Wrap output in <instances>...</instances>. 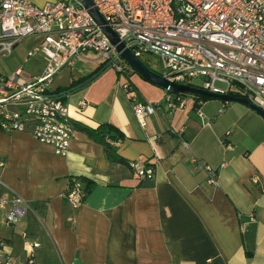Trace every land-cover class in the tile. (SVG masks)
I'll return each instance as SVG.
<instances>
[{"label": "crops", "instance_id": "1", "mask_svg": "<svg viewBox=\"0 0 264 264\" xmlns=\"http://www.w3.org/2000/svg\"><path fill=\"white\" fill-rule=\"evenodd\" d=\"M41 39L19 42H25L23 60L10 73L26 67L29 78L43 73L47 58L40 52L27 56ZM84 54L59 80L52 76L50 90L72 89L62 99L71 122L117 128L123 134L114 143L118 155L149 163L153 177L110 163L104 147L84 130L74 128L65 155L29 131L0 130L1 180L33 208L13 226L0 220L8 251L23 260L25 232L40 243L34 264H264V117L243 103L188 93L184 107L172 112L161 102L142 128L131 95L160 101L165 90L126 64L123 72L108 66L80 85L103 63L93 51ZM77 59L87 64L76 66ZM126 82L130 90L122 87ZM200 163L216 171L217 185ZM74 176L94 183L77 210L63 197Z\"/></svg>", "mask_w": 264, "mask_h": 264}, {"label": "built area", "instance_id": "2", "mask_svg": "<svg viewBox=\"0 0 264 264\" xmlns=\"http://www.w3.org/2000/svg\"><path fill=\"white\" fill-rule=\"evenodd\" d=\"M90 1L135 56L140 58L147 51L157 53L150 48L162 52L159 74L169 81L244 98L264 111V0ZM0 31V59L11 56L14 47L28 36L42 39L27 56L40 52L47 58L43 73L33 78L20 68L10 74L0 73V130L29 131L35 140L65 155L74 127L67 105L51 94L52 76L87 51L95 52L103 63L110 62L117 72H123L129 64L119 57L115 46L78 0L46 1L42 5L32 0H0ZM197 77L201 78L199 86L192 83ZM122 87L131 89L128 82ZM187 94L165 90L160 101H139L131 95V107L145 128L146 116L156 112L161 102L172 112L184 107ZM85 104L82 101L79 105ZM182 145L187 147L188 143L182 141ZM190 161L198 163L193 157ZM200 166L208 181L217 185L216 171L203 163ZM128 167L141 178L153 177L154 168L147 162L131 160ZM3 168L1 160L0 220L9 227L33 208L6 188L1 180ZM63 197L72 210L80 208L85 197L80 180L70 177ZM249 219L253 220V214ZM22 239L26 251L23 260H18L0 237V264H34L40 243L25 232Z\"/></svg>", "mask_w": 264, "mask_h": 264}, {"label": "water", "instance_id": "3", "mask_svg": "<svg viewBox=\"0 0 264 264\" xmlns=\"http://www.w3.org/2000/svg\"><path fill=\"white\" fill-rule=\"evenodd\" d=\"M81 5H83L85 8L88 9L89 14L92 16L93 20L97 25H99L101 31L104 33V35L109 39L112 45L115 46L116 52L119 54V57L124 60L127 64H129L137 73H139L143 78H145L148 82L157 85L164 90L170 91V92H180V93H191L195 95H203L210 98H219L225 101H232V102H239L246 104L253 110H255L258 114H260L262 117H264V111H262L257 106H254L250 104L246 99L235 97L232 95H219L214 93H209L207 91H204L202 89H199L197 87L189 86V85H181L174 82L169 81L166 77L162 76L161 74L157 73L156 71L152 70L148 67L139 57L135 56L133 52L129 48H125L124 44L119 41L116 34L110 29L109 26H107L100 16V14L97 12V10L92 6V3L90 0H78ZM150 50L156 51L158 54H162V52L158 50H154L153 48H150ZM164 54V53H163ZM166 56H169L167 54H164ZM110 62L105 63L100 69H98L94 74H92L88 79H86L83 83L80 85H83L92 79H94L96 76H98L102 71H104L106 68H108ZM72 89L67 90L65 93L70 92ZM59 95H56L58 97Z\"/></svg>", "mask_w": 264, "mask_h": 264}, {"label": "trees", "instance_id": "4", "mask_svg": "<svg viewBox=\"0 0 264 264\" xmlns=\"http://www.w3.org/2000/svg\"><path fill=\"white\" fill-rule=\"evenodd\" d=\"M105 63H102L95 71L89 74L86 78L91 76L94 72H96L99 68H101ZM86 78L82 79L81 81L85 80ZM69 90L66 88L65 90H55L51 92L53 95H59L58 99L62 100L64 98V92ZM198 98L203 100L210 99V97L203 96V95H196ZM72 125L75 129H80L86 131V133L97 143L104 147L106 157L110 163H122L128 165V162L118 155L117 149L114 146V143L120 142L123 139V134L111 124H99L95 128H88L81 124H76L72 122ZM75 179L80 180L83 184V189L85 194L91 191L93 187V181L89 178L83 176H74ZM149 179V178H148Z\"/></svg>", "mask_w": 264, "mask_h": 264}, {"label": "rangeland", "instance_id": "5", "mask_svg": "<svg viewBox=\"0 0 264 264\" xmlns=\"http://www.w3.org/2000/svg\"><path fill=\"white\" fill-rule=\"evenodd\" d=\"M47 1H56V0H47ZM0 33H1V31H0ZM24 43L25 42L18 43L14 47V51H13V54L11 56L0 59V73L8 74L11 71H13L17 66H19L21 64V62L23 60ZM84 57H86L87 59L95 58V56L92 53H86V54H84ZM140 59L146 65H148L149 68L156 71L157 73L162 72V58H161L160 54L155 53V52H151V51H147V52L142 53V55L140 56ZM119 61H121V60H119ZM83 64L86 65L87 61L77 59L76 66L83 65ZM37 66H39V65H37ZM66 68H67V66L63 67L60 71H58L57 74H55L56 77H55L54 82L59 80L58 77L61 76V74L63 72H65ZM25 71L30 72V70L27 67H26V69H24V72ZM192 83L196 86H199L201 84V78L200 77L193 78ZM217 85H219L221 87L224 86L223 83H220V82H217ZM138 89H139L138 90L139 93H141L142 89L141 88H138Z\"/></svg>", "mask_w": 264, "mask_h": 264}]
</instances>
